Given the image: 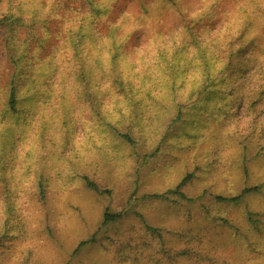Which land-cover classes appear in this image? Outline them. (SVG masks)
I'll return each instance as SVG.
<instances>
[{"label": "rangeland", "instance_id": "obj_1", "mask_svg": "<svg viewBox=\"0 0 264 264\" xmlns=\"http://www.w3.org/2000/svg\"><path fill=\"white\" fill-rule=\"evenodd\" d=\"M94 1L84 80L64 38L88 0H0V264H264V0ZM241 33L259 61L215 110L193 85L223 65L201 49ZM16 74L22 111L3 118Z\"/></svg>", "mask_w": 264, "mask_h": 264}, {"label": "trees", "instance_id": "obj_2", "mask_svg": "<svg viewBox=\"0 0 264 264\" xmlns=\"http://www.w3.org/2000/svg\"><path fill=\"white\" fill-rule=\"evenodd\" d=\"M88 2L90 4V10H91L89 16L84 18L86 20L82 22L79 27L76 28L75 32H72L70 35L64 38V41L68 42L67 43L68 45L71 44L72 46H74V51L72 53L71 58H69V60L71 62H74V60L80 61L73 68L77 70L78 74L81 75L83 79L86 78L87 73L92 70L90 65L92 63L100 62L99 59L95 58L93 62L89 63L87 54L84 52V49L81 48V45L86 40H89L90 38L94 36V33L92 32L93 30L92 22L90 21V19L91 18L93 19L102 18V16L106 14V12H104V8L97 6L94 0H88ZM7 17H8V20H12L14 18L11 16H7ZM5 20H6L5 18H2L0 19V22H4ZM70 21H73V18H70ZM30 33L34 37H37V33H35L34 30H31ZM246 35H247L246 33H241V35L238 37L243 42L238 47L235 46V41L233 40L232 36H229L230 42L228 44V47L224 48L223 53H220L216 49L211 48V47H204L201 49V50L203 49L206 50V51L205 50L202 51V53L205 56H213L216 62H220L223 65L219 76L217 77L211 76L212 73H214L216 66L213 69L209 68L207 73L204 72L206 75L205 82L193 85V88L194 89L198 88L201 91V93L211 94L213 92H218L220 94L219 99L216 102L215 107H214L215 110H217V108L220 105L224 107H228L236 103L237 100L233 99V96L235 93L239 94L241 90L243 89V86L236 84L233 78L238 79V78H243L247 76L252 70L251 68L252 65H255L259 61V56H258V52L256 49L257 45L254 43L253 39L249 40V43L247 44V41L244 38ZM107 38L110 40L112 48L115 49L117 53V48H119L120 41H119L118 33L116 32V29L114 27H112L107 33ZM37 39L38 41H40V38L37 37ZM120 54L121 52L118 55ZM220 56H225L226 59ZM110 57L112 59H115L116 55H113ZM237 58H239V60H237ZM213 64L216 65V63H213ZM54 67L52 69L57 70L58 64H54ZM21 79L22 78L16 74L13 76L10 82L9 92L7 94V102L5 103L6 109L2 112L3 118L11 117L13 119H19V116L22 111V108H21L22 96L19 93L21 89V86H20ZM84 80H87V79H84ZM116 81H118L120 86L123 87L124 90H126L125 84H123L122 80H116ZM221 81L222 83H220ZM96 85L97 87H99L98 84ZM128 85L130 89L132 90L134 89V85L131 82ZM177 85L179 86V84L175 80L170 81V82L168 81L166 83V87L168 91L170 90V88L175 89ZM263 96H264V93H263ZM127 98L130 103L129 106H133L131 104L132 99L129 97V95L127 96ZM123 120H125V117H123ZM123 120H120V121H123ZM107 125L112 129L113 132L114 131L117 132V134L121 136L124 140H127L132 144L135 143V141L133 140L131 135H129V133H122L119 130H116L115 125L111 122H108ZM188 179H189V176L184 178V180L181 182V184L179 185L176 191H179V188L185 185ZM40 180L43 185V178H41ZM87 184L91 189L95 190L96 192H100V188L94 182L87 180ZM249 191H250L249 189H245L241 193L240 196L233 198L231 201L241 200ZM9 192L10 190L8 188V193ZM40 192H41L42 197H45V194L47 191L41 190ZM8 210H9L8 214H11V212L13 211V205L9 204ZM9 218L10 217L8 216V218L5 220L6 225L9 224V221H10ZM108 219L109 217L107 218V220ZM15 225L16 224L14 223V226ZM86 243L87 241H82L79 244V247L77 248L75 253H78Z\"/></svg>", "mask_w": 264, "mask_h": 264}]
</instances>
